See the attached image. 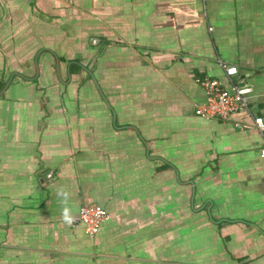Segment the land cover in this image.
I'll return each instance as SVG.
<instances>
[{"label": "crops", "instance_id": "crops-1", "mask_svg": "<svg viewBox=\"0 0 264 264\" xmlns=\"http://www.w3.org/2000/svg\"><path fill=\"white\" fill-rule=\"evenodd\" d=\"M0 81V264H264V0H0Z\"/></svg>", "mask_w": 264, "mask_h": 264}, {"label": "built area", "instance_id": "built-area-1", "mask_svg": "<svg viewBox=\"0 0 264 264\" xmlns=\"http://www.w3.org/2000/svg\"><path fill=\"white\" fill-rule=\"evenodd\" d=\"M220 66L223 68L224 74L231 82L232 87L230 89L225 88L218 80L206 76L199 78L197 82L205 89L207 94L206 103L196 109V115L201 118L226 121L240 108L248 109V96L244 95L241 88L235 85L231 79L237 73V68L225 64H220ZM254 126L262 133L264 131V119L256 117ZM259 155L264 158V143L260 148ZM110 219L111 215L103 205L88 203L79 209L73 223L74 225L82 224L87 234L94 235L100 230L101 225Z\"/></svg>", "mask_w": 264, "mask_h": 264}, {"label": "trees", "instance_id": "trees-1", "mask_svg": "<svg viewBox=\"0 0 264 264\" xmlns=\"http://www.w3.org/2000/svg\"><path fill=\"white\" fill-rule=\"evenodd\" d=\"M4 87H5V82L0 81V92L3 90Z\"/></svg>", "mask_w": 264, "mask_h": 264}, {"label": "clouds", "instance_id": "clouds-1", "mask_svg": "<svg viewBox=\"0 0 264 264\" xmlns=\"http://www.w3.org/2000/svg\"><path fill=\"white\" fill-rule=\"evenodd\" d=\"M65 219H68V218H67V216H65ZM68 222H69V223H71V221H70V220H68Z\"/></svg>", "mask_w": 264, "mask_h": 264}]
</instances>
